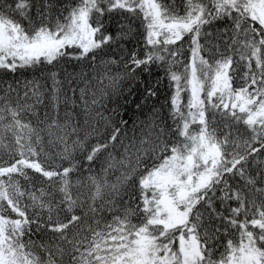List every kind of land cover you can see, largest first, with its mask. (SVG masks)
<instances>
[{
  "label": "snow or ice",
  "instance_id": "obj_1",
  "mask_svg": "<svg viewBox=\"0 0 264 264\" xmlns=\"http://www.w3.org/2000/svg\"><path fill=\"white\" fill-rule=\"evenodd\" d=\"M0 264H264V0H0Z\"/></svg>",
  "mask_w": 264,
  "mask_h": 264
},
{
  "label": "trees",
  "instance_id": "obj_2",
  "mask_svg": "<svg viewBox=\"0 0 264 264\" xmlns=\"http://www.w3.org/2000/svg\"><path fill=\"white\" fill-rule=\"evenodd\" d=\"M166 83L167 82H165V86H164V90H166ZM163 101V95L161 96V100H160V102H162ZM159 103V102H158Z\"/></svg>",
  "mask_w": 264,
  "mask_h": 264
}]
</instances>
